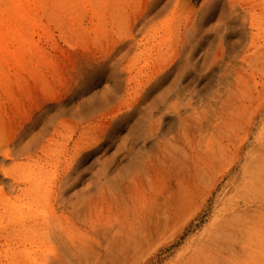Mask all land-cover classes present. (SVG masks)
I'll return each mask as SVG.
<instances>
[{"label": "rangeland", "instance_id": "obj_1", "mask_svg": "<svg viewBox=\"0 0 264 264\" xmlns=\"http://www.w3.org/2000/svg\"><path fill=\"white\" fill-rule=\"evenodd\" d=\"M0 197V264H264V0H0Z\"/></svg>", "mask_w": 264, "mask_h": 264}, {"label": "bare ground", "instance_id": "obj_2", "mask_svg": "<svg viewBox=\"0 0 264 264\" xmlns=\"http://www.w3.org/2000/svg\"><path fill=\"white\" fill-rule=\"evenodd\" d=\"M56 114H58V113H56V112H52L51 111V116H50V118H52L53 116H55ZM57 116H55V118H56ZM58 126V125H57ZM56 127V126H55ZM59 128V127H58ZM58 128L55 130V135L56 134H58ZM54 133H53V135H54ZM26 138V137H25ZM23 141H24V139H23ZM34 142V137H32V138H30V140H28L26 143H25V149H28L29 148V146L32 144ZM31 147V146H30ZM256 147V146H255ZM16 151H17V149H16ZM22 153V152H21ZM261 153V152H260ZM242 176V175H241ZM12 178V177H11ZM15 182V181H14ZM238 182V181H237ZM1 198V197H0ZM1 205V204H0ZM30 207H32V206H30ZM13 210V209H12ZM14 211V210H13ZM16 212V211H15ZM19 216H21L20 214H19ZM18 217V216H17ZM22 217V216H21ZM20 217V218H21ZM22 220V219H21ZM24 224V223H23ZM22 224V225H23ZM28 224V223H27ZM32 229V226L30 225V226H28V227H25L24 228V230H26V231H30ZM88 246V245H87ZM37 247H39V246H37ZM40 249V248H39ZM44 249V248H43ZM125 250V249H124ZM6 251H7V249H6ZM88 251H89V249H88ZM57 252V251H56ZM52 253V252H51ZM55 254V253H54ZM54 254H52V256L54 255ZM89 254V253H88ZM55 256V255H54ZM59 256V255H58ZM55 258V257H54ZM59 258V257H58ZM58 258L56 257V260H58ZM34 263V262H33Z\"/></svg>", "mask_w": 264, "mask_h": 264}]
</instances>
